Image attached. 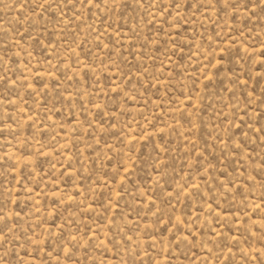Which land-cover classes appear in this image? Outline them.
I'll list each match as a JSON object with an SVG mask.
<instances>
[{"label":"rangeland","instance_id":"374dc122","mask_svg":"<svg viewBox=\"0 0 264 264\" xmlns=\"http://www.w3.org/2000/svg\"><path fill=\"white\" fill-rule=\"evenodd\" d=\"M0 264H264V0H0Z\"/></svg>","mask_w":264,"mask_h":264}]
</instances>
